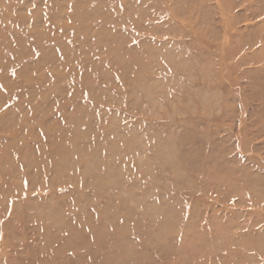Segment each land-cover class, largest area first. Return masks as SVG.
I'll list each match as a JSON object with an SVG mask.
<instances>
[{
  "label": "rangeland",
  "instance_id": "rangeland-1",
  "mask_svg": "<svg viewBox=\"0 0 264 264\" xmlns=\"http://www.w3.org/2000/svg\"><path fill=\"white\" fill-rule=\"evenodd\" d=\"M0 264H264V0H0Z\"/></svg>",
  "mask_w": 264,
  "mask_h": 264
}]
</instances>
